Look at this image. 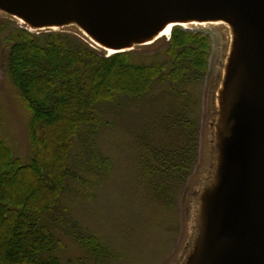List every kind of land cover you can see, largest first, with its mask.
Instances as JSON below:
<instances>
[{
    "label": "rangeland",
    "instance_id": "rangeland-1",
    "mask_svg": "<svg viewBox=\"0 0 264 264\" xmlns=\"http://www.w3.org/2000/svg\"><path fill=\"white\" fill-rule=\"evenodd\" d=\"M13 27L36 34L65 32L99 46L88 38L76 16L56 28L29 29L21 16L0 6V135L14 156L26 163L33 153L29 112L3 68L5 44L1 41L6 28ZM182 28L207 35L210 48L205 73L197 80L182 79L175 86L173 80H155L144 95L97 103L101 123L95 145L111 167L101 177L87 174L93 178L89 183L70 178L66 181L61 206L67 207L65 214L74 225L96 234L110 248L113 257L102 264H187L200 246L207 213V203L201 202L200 197L215 183L222 162L219 152H223L221 139L228 115L221 100L237 50V33L230 22ZM169 37L161 36L151 43L138 41L130 49L132 61L162 63L163 72L167 73L173 66L166 53ZM184 114L196 126V152L185 182L170 201H162L154 193L147 173L148 164L153 163L149 147L154 143L176 146L181 139L178 124L170 131L168 126ZM81 149L76 137L73 153ZM47 224L62 244L55 252L64 263L77 264L80 258L87 257L63 228L50 219Z\"/></svg>",
    "mask_w": 264,
    "mask_h": 264
},
{
    "label": "trees",
    "instance_id": "trees-1",
    "mask_svg": "<svg viewBox=\"0 0 264 264\" xmlns=\"http://www.w3.org/2000/svg\"><path fill=\"white\" fill-rule=\"evenodd\" d=\"M6 29L3 68L28 109L33 153L23 162L0 135V264H68L55 252L62 244L49 219L86 252L77 264L108 262L110 248L74 225L61 206L67 179L89 183L93 178L87 174L101 177L111 167L95 145L97 103L144 95L155 80H173L172 86L197 80L206 70L208 37L174 26L166 47L173 66L164 73L162 63H136L130 50L106 55L73 34ZM176 124L181 137L176 146L149 147L153 163L147 173L162 201H170L185 182L196 152L193 121L184 114L169 123V131ZM76 137L82 149L74 154Z\"/></svg>",
    "mask_w": 264,
    "mask_h": 264
},
{
    "label": "water",
    "instance_id": "water-1",
    "mask_svg": "<svg viewBox=\"0 0 264 264\" xmlns=\"http://www.w3.org/2000/svg\"><path fill=\"white\" fill-rule=\"evenodd\" d=\"M0 6L31 27L76 16L116 52L168 18L237 16L239 24L227 21L236 29L239 58L223 93L222 162L215 183L201 194L207 213L187 264H264V0H0Z\"/></svg>",
    "mask_w": 264,
    "mask_h": 264
},
{
    "label": "bare ground",
    "instance_id": "bare-ground-1",
    "mask_svg": "<svg viewBox=\"0 0 264 264\" xmlns=\"http://www.w3.org/2000/svg\"><path fill=\"white\" fill-rule=\"evenodd\" d=\"M73 4L76 5V1H73ZM229 20L230 21L233 20V21L237 22V24H239V20H238L237 16H235L231 12L223 13L222 15H219V16L213 18V19H202V20L192 19V20H187V19L168 18V19H165L164 21H162L156 27L154 32H152L150 34L140 35L139 37L134 38L133 40L129 41V43L125 46L124 49L125 50L132 49L135 46V44L138 43V41H140V40H145L146 43H151L154 40L160 38L161 36H169L170 32H171V28H173L175 25H180L182 27H189V25H191V24L204 25V24L209 23V22H211V23H222V22H227ZM65 22L66 21L55 22V23H52V24L48 25V27L56 28V27H59V26H62L63 24H65ZM26 23L29 26H32L31 22L26 21ZM85 32H86V35L88 36V38L92 42H94L95 44H97L99 46H102L106 51L109 52V54H112L113 52H116L117 50H119V49H117V48H115L113 46H110L108 44H105V43L101 42L98 38L93 36L88 31L85 30ZM238 58H239V52L238 53L234 52V57H233V60H232V66L236 65V62H237ZM231 69H230V74H231V72H233V71H231ZM229 78H230V75H229ZM230 87H231V82H230V79H228V81L225 83V93L224 94H226L228 92V89H230ZM221 104H222V106H224V107L226 106L227 107V100L224 98L223 101L221 100Z\"/></svg>",
    "mask_w": 264,
    "mask_h": 264
}]
</instances>
